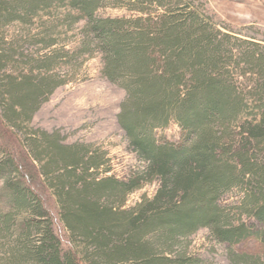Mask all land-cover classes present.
Instances as JSON below:
<instances>
[{
	"label": "trees",
	"instance_id": "obj_1",
	"mask_svg": "<svg viewBox=\"0 0 264 264\" xmlns=\"http://www.w3.org/2000/svg\"><path fill=\"white\" fill-rule=\"evenodd\" d=\"M126 2L139 14L99 15ZM98 56L127 92L119 123L147 164L129 180L101 177L107 156L92 145L33 126L70 68ZM173 122L179 144L156 135ZM156 181L155 197L126 209ZM234 190L242 203L224 207ZM259 227L263 42L225 27L204 0H0V264H206L190 256L199 231L234 252L264 237Z\"/></svg>",
	"mask_w": 264,
	"mask_h": 264
},
{
	"label": "rangeland",
	"instance_id": "obj_2",
	"mask_svg": "<svg viewBox=\"0 0 264 264\" xmlns=\"http://www.w3.org/2000/svg\"><path fill=\"white\" fill-rule=\"evenodd\" d=\"M204 1L208 2L212 14L225 27L242 37L255 38L264 43V0ZM133 5L126 2L121 6H110L102 9L99 15L103 18H130L139 14ZM15 33L13 29L9 35ZM77 33L69 35L73 45L79 39ZM70 69L67 77L71 81L60 87L43 106L33 126L59 133L68 143H85L106 153L107 164L99 171L101 177L131 179L147 164L132 147L119 123L127 92L104 77L101 56L86 61L82 68ZM156 135L161 141L179 144L184 139V130L179 123L173 122L167 128L158 129ZM160 188V181L146 182L143 189L129 197L126 209L136 207L145 197H155ZM244 196L241 190H234L224 196L221 204L227 208L239 206ZM247 220L250 224H258L255 218L247 217ZM259 231L264 236V228L259 227ZM191 243L190 256L202 258L206 264H238L239 255L264 257V237L246 241L232 252V249L215 240L209 229H203L192 237Z\"/></svg>",
	"mask_w": 264,
	"mask_h": 264
}]
</instances>
